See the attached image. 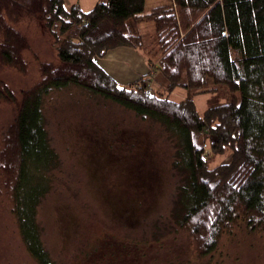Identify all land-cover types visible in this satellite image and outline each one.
I'll return each instance as SVG.
<instances>
[{
    "label": "trees",
    "instance_id": "16d2710c",
    "mask_svg": "<svg viewBox=\"0 0 264 264\" xmlns=\"http://www.w3.org/2000/svg\"><path fill=\"white\" fill-rule=\"evenodd\" d=\"M58 0H0V62L26 72L27 38L14 26L44 23L56 61H41L39 78L20 96L0 80V102L14 117L2 133L1 183L23 247L35 264H55L43 243L38 207L55 184L60 158L50 144L44 98L75 85L141 119L157 122L174 148L178 177L172 217L188 231L197 259L218 250L225 233L244 227L264 237V0H167L145 12L146 0H98L89 11ZM152 22L146 40L138 30ZM142 52L152 74L119 84L97 63L116 47ZM185 97L171 99L174 89ZM218 91L199 114L195 97ZM229 161L210 165L219 155ZM172 264H196L179 260Z\"/></svg>",
    "mask_w": 264,
    "mask_h": 264
},
{
    "label": "rangeland",
    "instance_id": "374dc122",
    "mask_svg": "<svg viewBox=\"0 0 264 264\" xmlns=\"http://www.w3.org/2000/svg\"><path fill=\"white\" fill-rule=\"evenodd\" d=\"M58 1L64 10L80 3L89 11L98 0ZM166 2L146 0L145 12ZM14 26L27 38L21 53L27 69L23 73L0 62V80L20 96L38 81L39 63L56 61V52L44 23L24 19ZM138 30L148 40L153 23H141ZM152 74L161 78L158 71ZM170 96L182 100L185 90L177 87ZM225 100L221 91L199 94L195 106L202 114ZM43 101L60 166L37 213L55 264H264V237L244 227L225 233L212 257L197 259L188 231L172 217L178 177L163 126L75 85L53 90ZM14 114L12 103L0 102V146ZM228 159L229 154L219 155L210 165ZM0 264H35L22 245L1 176Z\"/></svg>",
    "mask_w": 264,
    "mask_h": 264
},
{
    "label": "crops",
    "instance_id": "0c3cea01",
    "mask_svg": "<svg viewBox=\"0 0 264 264\" xmlns=\"http://www.w3.org/2000/svg\"><path fill=\"white\" fill-rule=\"evenodd\" d=\"M97 63L119 84L135 81L150 71L142 52L129 46L116 47L107 51L103 58L97 59ZM150 72L152 74L154 71ZM152 79V83L157 87L165 88L167 86V81L162 74L160 79L155 78L152 74Z\"/></svg>",
    "mask_w": 264,
    "mask_h": 264
}]
</instances>
